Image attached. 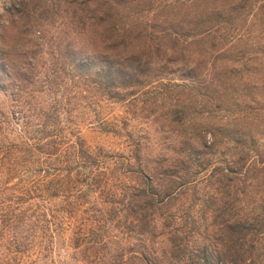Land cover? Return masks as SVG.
Returning a JSON list of instances; mask_svg holds the SVG:
<instances>
[{"label":"trees","instance_id":"obj_1","mask_svg":"<svg viewBox=\"0 0 264 264\" xmlns=\"http://www.w3.org/2000/svg\"><path fill=\"white\" fill-rule=\"evenodd\" d=\"M8 1L0 29L18 33L0 47L7 64L14 53L33 66L50 40L58 55V37L41 29L63 18L104 55L66 42L76 71L52 68L38 87L20 76L0 110V264L46 263L56 242L86 264H264V124L258 141L251 131L264 104L243 78L249 63L264 74V0ZM153 83L171 100L161 114L171 156L145 155L147 139L127 128L125 152L86 145L85 107L71 97L92 86L128 107ZM95 127L118 135L105 119ZM119 236L164 238L168 249L151 260L109 253Z\"/></svg>","mask_w":264,"mask_h":264},{"label":"rangeland","instance_id":"obj_2","mask_svg":"<svg viewBox=\"0 0 264 264\" xmlns=\"http://www.w3.org/2000/svg\"><path fill=\"white\" fill-rule=\"evenodd\" d=\"M8 5V0H0V12L2 8L7 7ZM62 20L66 21L67 19L63 18L60 20L61 22L57 20L53 26L43 24L41 29L42 34L46 37H58L56 41L61 42L60 48H58V55L54 56L52 54L55 40L53 41L49 39L52 42L51 48L47 46L44 47V51L39 56H36L34 64H31L33 66L26 63L28 60L27 58L17 56L14 53L8 55L7 57L10 61L9 64H7V60L3 61L0 58V110L8 112L13 106V93L16 90L17 84H20V76H29L31 78H35L34 75L37 76L34 86L38 87L42 85V80L45 77L50 76L52 68L55 70L57 69V72L61 74L64 72L63 68H67L69 74L76 71L74 67V56L70 52L68 53L64 50L66 42L73 41L74 45L81 48L82 51H85L83 57L89 58L91 55L98 53L99 55H104L99 50L100 45L95 48L92 47L89 38L86 36H77L70 26ZM17 33V28L15 26L6 27L4 31L0 29V47L5 46L6 43L11 44L10 46H16ZM236 43L234 45L235 51L245 49L244 40L239 41L238 44ZM224 51L225 53L229 52L228 50ZM1 52L2 50L0 48V57ZM260 60L264 62V55L261 56ZM219 63L221 66L227 64L231 65L226 58L219 60ZM247 66L250 69L247 73L249 78L246 79L245 76H243V78L249 82V88L253 89L256 94V98L259 100V104H264V74L260 72V70L255 71L257 68L256 63H249ZM261 68L264 69V66ZM82 91V97H71L70 102L71 104L75 102L78 103L80 107L81 105L85 107V109H82V111L85 112V117L82 119L83 121L78 123V130L79 136L83 139L87 146L92 149L100 148L109 153L125 152L121 142L127 128L132 133L147 139L146 143H149V145L148 148L145 149V155L149 153L152 156H155L161 151L168 154V156H171V152L165 150V146L167 143L175 145L176 136L175 132L173 133L167 127L166 123L168 121L161 116V114L169 107L171 100L163 98V95L161 94L163 87L160 86L159 83H153L149 87L146 86L145 88L139 89V91L134 95V98H136L135 105H128V107L123 102H114L106 99V96L99 93L92 86L87 88L83 87ZM155 97L162 98L151 104V100H155ZM101 119L114 123L119 128L118 135L101 132L97 127H95L96 121ZM260 123L262 125L264 124V116L259 120H253L251 125L252 134L255 136L257 141L259 140V136H261L260 132L263 130ZM120 127L125 129H120ZM257 132L259 134H257ZM114 241L116 243L110 244L112 250H110L111 252L109 253H115L116 251L129 253L130 250H143L146 252L149 260L152 258L151 254L156 256L159 254L160 256L161 250L168 249L164 238H158L155 241H150L145 236L123 238H120L119 236ZM105 252H108V250ZM40 264L86 263L80 260L77 251L68 247V244L59 245L56 242L53 250L49 253L46 263L41 262Z\"/></svg>","mask_w":264,"mask_h":264}]
</instances>
